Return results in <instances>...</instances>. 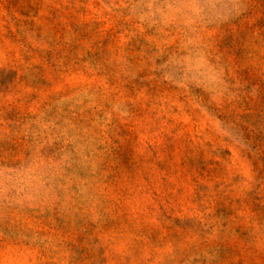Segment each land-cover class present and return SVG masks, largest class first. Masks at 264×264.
<instances>
[{
  "label": "rangeland",
  "instance_id": "374dc122",
  "mask_svg": "<svg viewBox=\"0 0 264 264\" xmlns=\"http://www.w3.org/2000/svg\"><path fill=\"white\" fill-rule=\"evenodd\" d=\"M0 264H264V0H0Z\"/></svg>",
  "mask_w": 264,
  "mask_h": 264
}]
</instances>
